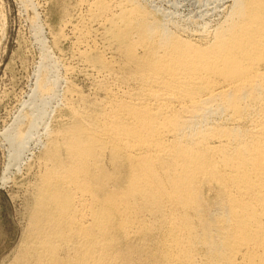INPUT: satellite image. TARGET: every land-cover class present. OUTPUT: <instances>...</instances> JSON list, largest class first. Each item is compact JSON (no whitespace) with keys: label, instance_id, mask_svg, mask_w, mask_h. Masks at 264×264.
<instances>
[{"label":"bare ground","instance_id":"bare-ground-1","mask_svg":"<svg viewBox=\"0 0 264 264\" xmlns=\"http://www.w3.org/2000/svg\"><path fill=\"white\" fill-rule=\"evenodd\" d=\"M93 5L119 57L82 54L117 86L50 127L44 77L6 130L11 161L42 146L12 264H264V0L195 39L140 0Z\"/></svg>","mask_w":264,"mask_h":264},{"label":"rangeland","instance_id":"rangeland-1","mask_svg":"<svg viewBox=\"0 0 264 264\" xmlns=\"http://www.w3.org/2000/svg\"><path fill=\"white\" fill-rule=\"evenodd\" d=\"M93 1L0 0V264H12L22 254L33 187L38 181L37 159L42 146L31 140L30 149L21 155V160L13 162L6 140V130L13 125L17 115L31 107L29 96L35 85L44 77L56 81V96L47 98L50 127L60 125L69 116L64 105L67 100L77 107L90 109L93 100L105 95L103 86L100 88L102 81L108 78L106 82L111 85L116 82L113 86H117L112 73L93 65L90 57L82 54L86 50L90 54L100 52L108 59L119 57L114 40L105 35L106 16L91 11L96 7ZM140 1L158 11V17L165 14L172 20L171 24L179 26L180 33L195 39L198 32L211 34L214 23L230 0ZM109 2L115 9L117 0ZM40 102L37 99L36 104L40 105Z\"/></svg>","mask_w":264,"mask_h":264}]
</instances>
